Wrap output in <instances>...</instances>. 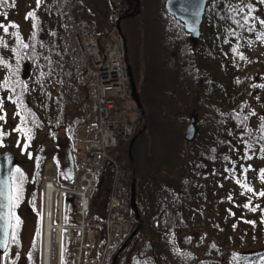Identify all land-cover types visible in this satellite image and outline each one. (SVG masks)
<instances>
[{
    "label": "trees",
    "instance_id": "trees-1",
    "mask_svg": "<svg viewBox=\"0 0 264 264\" xmlns=\"http://www.w3.org/2000/svg\"><path fill=\"white\" fill-rule=\"evenodd\" d=\"M122 2L125 6L123 14L136 11L134 0ZM67 4L57 8V23L52 22V33L57 36L56 42H31L25 48V62L30 64V76L27 80L20 79L19 84H14L13 93H8L9 101L4 99L12 105L13 116L0 125V146L11 138L21 145L17 147L18 153L25 154L11 174L13 213L15 205L21 200L19 198L26 199L27 208L33 210L42 166L48 159H53L58 164L59 183L65 187L72 186L61 173L59 153H47L43 141L37 142L38 134L42 131L46 139L55 138L59 132H63L67 145L74 151L77 129L89 114L87 89L76 85L74 70L68 65L58 38L61 31V24H58L60 15ZM244 5H252L253 10L248 23L240 27L234 21L243 24L244 16L248 15V8L245 7L243 13H239L238 9ZM263 7L264 4L259 0H212L205 10V13L209 14L208 17L214 19L213 24H210L213 30L207 31V34L211 33L208 35V41L211 43L208 53H200V44L197 49H193L188 38L186 43L189 49L183 48L186 45L181 35L175 31L177 34L172 33L173 39L166 41L169 59L175 69L172 68L166 75V72L155 64L158 68L155 76L153 62L149 61L141 85L133 54L131 49L127 48L129 63L146 115L143 123L147 120V129H151L153 134L157 132L159 123H163L160 130L164 131L165 126L169 128L170 132L159 136L161 148L166 154L165 164L170 171L179 168L183 170L186 159L187 174L178 176L176 171L175 181L167 170H163L169 175L165 181L152 169L155 176L149 187L148 180L142 187L137 186L136 203L143 226L118 254L116 264H264V196L260 195L264 192V129L261 128L264 121H251V116L256 115V105L264 107V97H254L256 92L250 83V68L257 64L240 67L242 55L259 46L257 40L250 38L253 44L250 43L251 48L246 49L248 37L261 33L256 32V29L257 21H261L258 14ZM139 8L140 13L120 21L121 34L126 41L133 33L132 25H136L132 18H138L143 12L141 0ZM95 16V11L90 8L84 10L80 7L77 12L79 19L97 26ZM180 25L183 28L181 23ZM97 29L98 41L102 48L110 30L101 31L98 26ZM223 44L228 46L230 54L215 65L210 55L217 45ZM204 61L208 62L206 66ZM259 64L264 66V62ZM150 69H153V72ZM25 81L30 85L23 92L20 84ZM167 82L173 85H166ZM242 83L245 88L239 87ZM233 85H238V88L232 92L230 88ZM197 92L199 98L194 100L195 109H210L213 113L211 116L218 118L217 127L226 132H222L223 136H220L219 131L206 134L202 145L197 144L199 151L188 149L185 153L178 144L183 137L182 128L188 120L191 97ZM5 95L7 93L3 97ZM199 100L200 104L197 106L196 101ZM261 115L264 116V113ZM139 116L142 120L141 115ZM245 117L247 119H244ZM133 123L136 124L133 128L135 133L138 120ZM230 130L234 132H229ZM232 134H235L234 138H230ZM128 145L129 140L121 141L108 153L109 159L117 163L125 157L128 169L125 168L126 180L120 185L119 194L126 202L129 199L132 176ZM133 151L134 148L132 153ZM167 156L171 158L169 163ZM173 158L178 160L174 161ZM165 164L162 165L163 168L166 167ZM27 166L28 169L24 170ZM107 166L104 165L99 173L100 185L96 187L97 191L105 182L104 170H108ZM173 166L176 168L172 169ZM134 168L136 173L138 166L135 162ZM250 173L254 174V180ZM249 188L252 191H248ZM153 190L154 192H151ZM151 193H155L154 200L146 197ZM165 196L173 197L171 205L163 202ZM143 200L149 203L153 200L154 209H151L147 201L145 205ZM72 206V198L66 197L64 211H69ZM106 206L107 196H99L96 201H91L88 216L99 219ZM193 210L198 215L197 221L192 217ZM128 214L132 222H136L130 210ZM11 242L10 238L9 245ZM36 244L34 241L26 255L23 254L25 261L22 264H35ZM5 252L0 256L6 261H0V264L18 263L19 253L14 257L8 249ZM227 253L232 255L228 257Z\"/></svg>",
    "mask_w": 264,
    "mask_h": 264
},
{
    "label": "rangeland",
    "instance_id": "rangeland-1",
    "mask_svg": "<svg viewBox=\"0 0 264 264\" xmlns=\"http://www.w3.org/2000/svg\"><path fill=\"white\" fill-rule=\"evenodd\" d=\"M141 1L143 3L142 14L138 18H132L133 20L131 19L132 21L135 22L137 26V31L136 30L133 31L132 35L129 37V40L126 41V47L131 49V53L133 54L132 57L135 60V69H138L137 70L139 73L138 81L140 85L142 84V77L145 74L147 64L149 61H151V63L153 62L155 76L157 75L158 72L157 70L158 68H156L155 64H158L159 68L163 72H166V75L171 71L172 68L175 69L174 64L171 65L172 63L168 55L169 54L168 46L166 44V41L173 39L174 37L172 34L173 32L176 31L181 35L183 39L182 41L186 45V47L183 48L189 49L186 43V38H188L189 41V36L184 30V28L181 27L180 22L179 23L177 22L178 20L176 21V19L173 16L172 17L175 20L172 17H170L171 15L168 14L169 15L168 16L166 14L167 12L165 11L164 8L165 0H141ZM211 1L212 0H210L209 2ZM67 2L68 0H41L39 7H37L36 0H7L6 3L0 5V23L6 25L10 23H14L15 25L18 26V27H9V31L7 34L4 33L2 29H0V37H3V42L2 44H0V96L2 95V97H0V115L4 117L3 120H0L1 126L3 125V123H5V121H8L10 117L13 116L12 105H10L9 102H7L6 100L9 101L10 99L8 98L9 96L8 93H13L14 84H19L18 82L21 79L20 77L23 69V63L27 61L25 56V47H23V44L29 45L31 42H35L38 44L39 43L45 44V42H47L48 40L51 43L56 42L57 36L53 35L52 33V28H53L52 22L56 21L57 23V19H55L57 14V8H59L63 4L64 5L67 4ZM80 2H81V7L84 10L85 8H90L92 11H95L96 13L95 19L97 22V26L101 28V31H108L109 29L110 32H112L111 31L112 21L110 18H107L106 16V12L109 9L106 5L105 0H80ZM209 2L207 3V5L209 4ZM214 7L215 4H213V8ZM220 7L222 8L223 4H221ZM28 12H35V16L38 22L37 27L35 29H33L32 27V23H33L32 19L31 18L25 19V16ZM258 15L261 20H264V7L263 9H261ZM208 16L209 14L204 13L200 28L201 35L196 47L193 48L189 41V44L193 49H197V46L200 44L201 47L199 51L200 53H203L205 55L208 53L207 51H209V47L211 44L208 41V35H210L211 33L207 34V31L211 32L210 30H213L210 24H213L212 22L214 20V19H210ZM257 22L258 24H257L256 32L259 33L261 31L262 35H260L261 33L259 34L257 33V34L260 36H264V24H261L260 21ZM58 24L60 25V22ZM207 24L210 26H208ZM49 31H51L50 34ZM176 32L175 34H177ZM13 33H16L17 35H13ZM166 33H168V35ZM258 35L252 34L250 35V37H248L246 43V49L251 48L250 45L253 44L254 40H257L258 42L257 44L259 46L253 50L251 49L250 52L244 50V52L247 51L246 55L245 54L244 56L242 55L243 58L242 60L240 58L241 68L243 65H247L251 63L257 64V65H253L250 68L252 69V71L250 72V80H251L250 83L251 86L254 87V91L256 92L255 93L256 95H254V97L256 98L264 97V66L259 64L264 62V43H263L264 39H257L256 37ZM17 36L19 37V39H17ZM58 38H59V34H58ZM250 38H252L253 41H250L251 40ZM215 41L216 40H214L213 43ZM3 45H7V46L5 47ZM214 45H216V42ZM224 45L225 44H223L222 46H218V45L216 46V50H214L213 54L210 55L213 58L212 63L214 62L215 64L219 62L220 59L221 60L226 59L227 56H229L230 53L228 50V46L227 45L224 46ZM220 51H222V53ZM204 62L206 66L208 62L207 61ZM150 70L151 72H153V69ZM255 73L258 74L256 80L254 76ZM160 76L162 77L161 74ZM168 83L169 82H167L166 85H168ZM169 84L171 86L173 85L171 83ZM29 85L30 83H28V81H25L24 84L22 85L20 84V89L24 92L29 87ZM239 87L245 88V84L242 83V86ZM236 88H238V85L237 86L233 85L232 88H230V90L232 89L233 92L237 90ZM197 90H199V88ZM6 93L7 95L3 97V95ZM198 95L199 92H197V94L191 97L192 102L190 103V107H189V109L190 108L191 109L188 112V119L189 116L191 115H195L198 117L197 125L199 127L200 132L196 138V141H194L196 143L194 142H192L191 144L187 143L185 142L183 137L181 138V141L179 140L180 143L178 144V146H182L185 153L188 152V149H190V151L192 149H195V151H199V148L197 147L202 145V141H204V137L207 136L208 133L210 135L212 131L213 133H218L216 131H219L220 136L224 135L222 133L224 130L220 129L219 126L217 127L218 118L211 116L213 113L210 112V109L207 110H204L203 108L198 110L195 109L196 105L194 103V100L199 98ZM5 98L6 100H4ZM196 102H197V106H199L200 100ZM125 105L129 111L130 120L135 123L138 120V127L134 134H136L137 131L140 130L143 127V125H145L143 132L136 137L132 146V148H134L132 157L134 158V162L138 166V171L136 172V178L139 181V186L141 185L142 187L143 185H145V182L148 180V187H149L150 182H153L152 179L153 176L155 175L152 173L151 171L152 169L157 172V175H159L158 177L164 178L165 181H167L166 177L169 176L167 175V173H169L170 176H172L174 178L173 180L175 181L177 180L175 178L177 177L176 171L178 176L186 175L187 174V169L185 166L186 159H184L183 170H181V168L177 170L175 169L176 167L173 166L172 169L175 170L170 171L168 165L165 164L166 162L164 161V159L166 157V154L163 153L164 149L161 148L162 145L160 143L161 141L160 137H162L163 133H168V131L170 132L169 128L165 126L163 127L164 131L160 130L162 129L161 127L163 123H159L157 132L153 134L151 129H147V122H146L147 120L144 123L143 120H140L139 111H137V108L131 97L125 101ZM256 110H257L256 115L251 116V121L252 120L260 121L261 117H264L261 115L264 113V107L262 105L261 107L256 105ZM159 122H161V120ZM187 122L188 120L186 121V123L182 128V136L184 134V129L185 126L187 125ZM229 132H234V131L230 130ZM64 136L65 135L63 134V132H59L55 138L46 139L45 133L42 131L38 134V139H37V142L41 143V141H43L42 144L44 145L45 151L47 153H56V152L59 153V156L61 158L59 159L60 164L63 163L64 161L65 147H68L66 142L67 140ZM15 141L14 139L11 138L5 140L4 144L0 146V152L3 153L6 151H10L17 157L18 161L20 162L23 160L25 154L22 155L18 153L17 147H21V145H18L17 143H15ZM77 156L78 154L76 152H73V158L76 159ZM166 160L168 161V163L171 162V158L169 156H167ZM173 160L175 161L178 159L173 158ZM119 163L121 164L119 168L120 178L118 176L119 178L118 188L120 189L121 187L120 185L122 184V182L124 183L126 180L125 168L126 169L128 168L125 157L122 158L121 161H119ZM163 164H165L166 166L165 168L162 167ZM28 167L29 166H27L26 168L24 167V170L28 169ZM163 170H167V173H165V171ZM111 172H112L111 168H109L108 170L107 169L104 170L105 182L99 191L95 190L92 193L91 196L92 201H96L99 198V196L102 198L104 196H107L108 188L111 183L110 181H112ZM250 175L252 180H254L255 179L254 174L250 173ZM151 192H154V190ZM153 194L151 193L150 196L148 194L146 197L147 198L150 197V199L153 198L154 200ZM38 198L39 196L37 195V198L35 200V205L37 203L39 204ZM19 199L21 200H19V202H17V204L15 205L14 213L12 211V222H11V232H10V238L12 237L13 232H15L16 239L15 241H12L11 244L9 245L8 252L13 256L19 253V255H17V259H18L17 264H22L25 261L24 255H26L28 249L31 248L33 242L36 241L37 244H36V252H35L36 253L35 264H41L40 251H39L40 240H41V232H40L41 222H39V224L37 225L39 219L34 209L35 205L33 206L34 209L32 210L33 212L31 211L32 214L36 216V218L33 219L32 216L27 215V210H28L27 200L24 198L23 199L19 198ZM164 199L165 201L163 202L166 205L167 204L171 205V199L173 200V197L171 198V196L168 197L165 196ZM153 200L150 201V203L146 200L148 204L151 205L152 210L154 209ZM146 201H144L145 205L147 204ZM192 217H194V219L197 221L198 215L194 213V210ZM17 222H18V226H17ZM116 249L117 247L113 248L110 251L109 263ZM227 255L228 257H230L232 254L227 253ZM0 261L4 263L6 259L0 256ZM52 264H56V262L55 263L52 262ZM213 264H217V263H213Z\"/></svg>",
    "mask_w": 264,
    "mask_h": 264
},
{
    "label": "built area",
    "instance_id": "built-area-1",
    "mask_svg": "<svg viewBox=\"0 0 264 264\" xmlns=\"http://www.w3.org/2000/svg\"><path fill=\"white\" fill-rule=\"evenodd\" d=\"M106 3L113 20L124 12L120 0ZM79 7L80 1L72 0L62 13L59 40L67 63L74 70L76 85L87 89L89 114L77 132L79 154L72 186L64 187L58 182L52 162L43 169L39 212L52 231L49 264H107L110 250L121 244L133 229L125 200L117 193L116 163L112 164L114 179L105 213L99 220L87 215L99 170L108 160L109 151L120 141L130 139L133 126L125 105L130 91L124 38L112 30L101 48L96 25L77 17ZM65 197L73 198L72 213L68 216H74L66 225ZM60 231L67 242L64 252Z\"/></svg>",
    "mask_w": 264,
    "mask_h": 264
},
{
    "label": "water",
    "instance_id": "water-1",
    "mask_svg": "<svg viewBox=\"0 0 264 264\" xmlns=\"http://www.w3.org/2000/svg\"><path fill=\"white\" fill-rule=\"evenodd\" d=\"M209 0H165L164 8L167 14L173 16L176 20L180 21L183 24L184 30L189 35V41L192 47H196L201 31V23L203 20V15L205 12L206 4ZM136 2V11L130 12L120 16L115 22V28L119 34H121L120 21L122 19L133 16L135 13L140 12V0H135ZM126 41V39H125ZM127 51V47H126ZM127 69L129 75V87H130V96L133 100L137 110L139 111L142 120L146 119L145 111L141 104L137 87L134 80L133 71L129 63L128 56L126 55ZM255 73V80L257 77ZM30 76V64L25 62L23 64V69L21 73V79L27 80ZM145 125L137 131V133L132 137L128 145V158L132 166V176L130 182V193L128 204L129 208L133 213V216L136 220V226L128 238L121 244V246L114 253L110 264H116L118 254L126 248L130 240L134 235L139 231L143 226V221L140 217L138 206L136 203V187L138 185L136 181V173L134 168V161L132 157V146L136 137L143 132ZM198 133L197 126V116L191 115L189 122L184 130V140L186 142H192L196 134ZM17 157L10 151L0 152V240L6 241V247L0 248V254L4 253L8 248L10 231H11V222H12V190H11V174L15 165L18 164ZM62 174L64 178L68 181H71L74 176V160L72 153L69 147H65L64 162L62 164ZM7 234V235H5Z\"/></svg>",
    "mask_w": 264,
    "mask_h": 264
},
{
    "label": "snow or ice",
    "instance_id": "snow-or-ice-1",
    "mask_svg": "<svg viewBox=\"0 0 264 264\" xmlns=\"http://www.w3.org/2000/svg\"><path fill=\"white\" fill-rule=\"evenodd\" d=\"M6 2H7V0H0V5H2L3 3H6ZM259 2L261 4H264V0H259ZM40 3H41V0H36L37 7H39ZM245 7L248 8V15L244 16L243 24H241L239 21H234V22L238 23L240 27H244V25H246L248 23L249 16H250V14H251V12L253 10V6L252 5H244L242 7H239L238 12L239 13H243ZM28 18L32 19V21H33L32 27H33V29H35L37 27V23H38L37 19H36V16H35V12H28L26 14V16H25V19H28ZM260 23L264 24V20H261ZM9 27H18V26L15 25L14 23H10V24H7V25L3 24V23H0V29H2L3 32L6 33V34L9 31ZM13 35H17V34L13 33ZM17 39H19L18 36H17ZM257 39H264V36L258 35ZM2 42H3V37H0V44H2ZM21 43H22V41H21ZM3 46L6 47L7 45H3ZM23 47L26 48V47H28V45L27 44H23ZM3 119H4V117L2 115H0V120H3ZM244 119H247V117H245ZM261 120L264 121V117H261ZM261 128L264 129V123L261 124ZM262 138H264V137H262ZM248 191H252V189L249 188ZM260 195L264 196V192L260 193ZM247 206L248 205H245V207H247ZM17 226H18V222H17ZM5 235H7V234H5ZM11 239H12V241H15V239H16L15 232H13ZM3 247H6V241L0 240V248H3ZM6 254L7 253L5 252V255Z\"/></svg>",
    "mask_w": 264,
    "mask_h": 264
},
{
    "label": "bare ground",
    "instance_id": "bare-ground-1",
    "mask_svg": "<svg viewBox=\"0 0 264 264\" xmlns=\"http://www.w3.org/2000/svg\"><path fill=\"white\" fill-rule=\"evenodd\" d=\"M45 230L42 231V238H41V244H42V260L43 264H49L50 262V256H51V237H52V231H49V222L47 225V221L45 223Z\"/></svg>",
    "mask_w": 264,
    "mask_h": 264
},
{
    "label": "flooded vegetation",
    "instance_id": "flooded-vegetation-1",
    "mask_svg": "<svg viewBox=\"0 0 264 264\" xmlns=\"http://www.w3.org/2000/svg\"><path fill=\"white\" fill-rule=\"evenodd\" d=\"M135 1V0H134ZM210 1V0H209ZM208 1V2H209ZM135 4H136V2H135ZM140 13V12H139ZM106 17V16H105ZM105 17H103V18H105ZM133 27H131V29H132V31H135V30H137V26L136 25H132ZM189 119H190V116H189ZM189 119H188V122H189ZM188 122H187V124H188ZM197 123H198V117H197ZM187 126V125H186ZM186 126H185V128H186ZM198 126V125H197ZM185 130V129H184ZM199 127H198V133L196 134V137H195V139L197 138V136H198V134H199ZM236 134V136H237V133H235ZM235 134H232V136H230V138H234V136H235ZM183 136H184V134H183ZM184 139V138H183ZM195 139L192 141V142H194L195 141ZM186 142V141H185ZM192 142H187V143H192ZM27 215H29V216H32L33 217V219H35L36 218V216L35 215H33L32 214V212L30 211V210H27ZM33 222H35V221H33ZM34 226H35V224H34ZM33 239V238H32Z\"/></svg>",
    "mask_w": 264,
    "mask_h": 264
}]
</instances>
